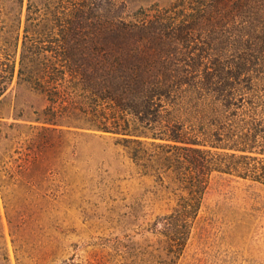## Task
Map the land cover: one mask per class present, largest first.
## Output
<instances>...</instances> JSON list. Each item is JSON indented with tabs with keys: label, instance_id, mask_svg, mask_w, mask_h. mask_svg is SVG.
Wrapping results in <instances>:
<instances>
[{
	"label": "trees",
	"instance_id": "trees-1",
	"mask_svg": "<svg viewBox=\"0 0 264 264\" xmlns=\"http://www.w3.org/2000/svg\"><path fill=\"white\" fill-rule=\"evenodd\" d=\"M22 84L41 107L19 105ZM24 124L34 132L0 159L1 188L69 135H109L176 196L142 227L145 244L105 237L92 258L55 264H177L213 175L264 185V0H173L129 17L109 0H0V142Z\"/></svg>",
	"mask_w": 264,
	"mask_h": 264
},
{
	"label": "rangeland",
	"instance_id": "rangeland-1",
	"mask_svg": "<svg viewBox=\"0 0 264 264\" xmlns=\"http://www.w3.org/2000/svg\"><path fill=\"white\" fill-rule=\"evenodd\" d=\"M109 1L129 17L140 7L173 0ZM17 92L19 105L39 108L45 102L24 84ZM7 131L0 142L2 162L16 156L14 150L34 132L27 124ZM72 135L62 149L36 154L23 175L14 168V182L0 187V264L5 255L9 264H55L72 256L77 262L92 258L105 237L143 245L145 223L175 204L173 184L143 174L114 138ZM148 241L159 245L156 236ZM122 259L114 255L111 262ZM177 264H264V185L213 175Z\"/></svg>",
	"mask_w": 264,
	"mask_h": 264
}]
</instances>
